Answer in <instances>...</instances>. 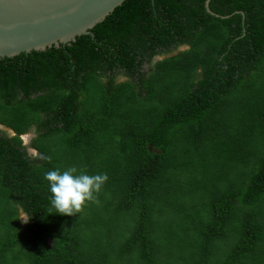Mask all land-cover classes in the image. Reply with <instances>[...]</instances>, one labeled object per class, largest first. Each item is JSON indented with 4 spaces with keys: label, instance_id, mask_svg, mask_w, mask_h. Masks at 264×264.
Masks as SVG:
<instances>
[{
    "label": "trees",
    "instance_id": "1",
    "mask_svg": "<svg viewBox=\"0 0 264 264\" xmlns=\"http://www.w3.org/2000/svg\"><path fill=\"white\" fill-rule=\"evenodd\" d=\"M206 2L0 58V264H264V0ZM72 166L108 180L66 216L45 173Z\"/></svg>",
    "mask_w": 264,
    "mask_h": 264
},
{
    "label": "water",
    "instance_id": "2",
    "mask_svg": "<svg viewBox=\"0 0 264 264\" xmlns=\"http://www.w3.org/2000/svg\"><path fill=\"white\" fill-rule=\"evenodd\" d=\"M124 1L0 0V58L71 43L91 33ZM6 129L15 135L13 129Z\"/></svg>",
    "mask_w": 264,
    "mask_h": 264
},
{
    "label": "clouds",
    "instance_id": "3",
    "mask_svg": "<svg viewBox=\"0 0 264 264\" xmlns=\"http://www.w3.org/2000/svg\"><path fill=\"white\" fill-rule=\"evenodd\" d=\"M166 57L161 56L159 60ZM30 150L37 154V150L33 148ZM45 180L51 193L49 202L56 209V213L73 216L81 212L88 202L95 201V195L107 182L108 175L106 173L90 175L85 170H78L77 167L72 166L64 170L53 169L46 172Z\"/></svg>",
    "mask_w": 264,
    "mask_h": 264
},
{
    "label": "rangeland",
    "instance_id": "4",
    "mask_svg": "<svg viewBox=\"0 0 264 264\" xmlns=\"http://www.w3.org/2000/svg\"><path fill=\"white\" fill-rule=\"evenodd\" d=\"M125 79H126L125 77H122V76H121V77L119 78V81H122V80H125ZM33 133H34V132H31V133L27 134L28 137H27V136L24 137V140H26V141H25L26 143H30L31 138L33 137ZM20 217H21V220H22L23 223H25V220L28 219L27 214H26L24 211H22V210H21V213H20ZM52 242H53V241H51L50 243H52Z\"/></svg>",
    "mask_w": 264,
    "mask_h": 264
},
{
    "label": "flooded vegetation",
    "instance_id": "5",
    "mask_svg": "<svg viewBox=\"0 0 264 264\" xmlns=\"http://www.w3.org/2000/svg\"><path fill=\"white\" fill-rule=\"evenodd\" d=\"M181 48H182V47H181ZM181 48H180V49H181ZM161 56H162V57H166V54H163V55H156V56L154 57V59H153V63L157 62V61L160 59ZM145 67L149 68L150 65H149V64H145ZM0 129H6V127H5L4 125H1V124H0ZM30 152L33 153L31 150H30Z\"/></svg>",
    "mask_w": 264,
    "mask_h": 264
}]
</instances>
